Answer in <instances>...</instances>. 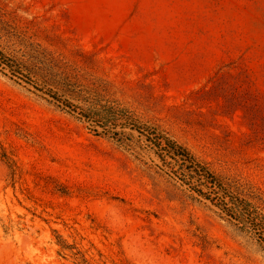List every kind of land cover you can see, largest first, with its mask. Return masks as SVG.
<instances>
[{
	"label": "rangeland",
	"instance_id": "1",
	"mask_svg": "<svg viewBox=\"0 0 264 264\" xmlns=\"http://www.w3.org/2000/svg\"><path fill=\"white\" fill-rule=\"evenodd\" d=\"M0 60V264H264L179 158L85 118L132 116L264 215V0H0Z\"/></svg>",
	"mask_w": 264,
	"mask_h": 264
},
{
	"label": "trees",
	"instance_id": "2",
	"mask_svg": "<svg viewBox=\"0 0 264 264\" xmlns=\"http://www.w3.org/2000/svg\"><path fill=\"white\" fill-rule=\"evenodd\" d=\"M1 64H4L0 60ZM70 106H73L70 104ZM113 111V110H112ZM124 116V117H123ZM87 120L94 122L97 126L102 127L106 132L117 128L118 126L131 127L134 128L140 134H148V140L157 148L161 150H165L168 154L173 155L179 158L183 163H185L191 171H193L203 182L205 189L200 191H196L201 196L207 198V200H212V204L215 205L214 199H210L211 196L218 198L221 200L226 206L232 205L237 209L241 210L243 216L248 224L259 233L261 242L264 243V215L260 214L251 204L247 203L244 200L239 199L234 194H232L226 187L204 166L198 164L196 160L190 155V153L180 147L176 142L170 140L165 137L161 133H158L157 130H151L146 128H142L138 125V122L129 115H120L117 112H109L107 115H102L98 112L93 113L89 117H85ZM120 122H123L120 125ZM114 127V128H112ZM5 153H2V157L7 159ZM11 165V168L15 171V162L8 159ZM61 244V243H60ZM63 246V245H62Z\"/></svg>",
	"mask_w": 264,
	"mask_h": 264
}]
</instances>
